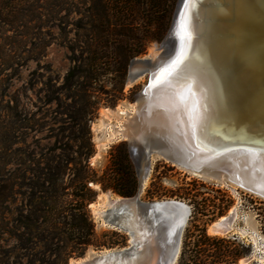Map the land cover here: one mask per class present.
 I'll use <instances>...</instances> for the list:
<instances>
[{"label":"trees","instance_id":"16d2710c","mask_svg":"<svg viewBox=\"0 0 264 264\" xmlns=\"http://www.w3.org/2000/svg\"><path fill=\"white\" fill-rule=\"evenodd\" d=\"M61 1L55 0L46 11L61 9ZM92 1L86 20L74 25L81 38L79 44L67 46L72 52L79 48L81 53H87L82 63L71 67L64 77V90L73 103L72 111L67 113L69 136L62 131L61 137L69 141H60L55 135L52 146H39L36 151L16 147V110L7 100L8 77L12 78L9 71L18 61L38 62L45 56L49 42L41 40V35L53 24L45 22L41 15L24 20V15L32 18L42 7L39 0H0V264H71L72 259L85 257L90 249L128 245V236L123 232H97L89 210L97 197L94 184L121 197H132L138 189L126 143L112 148L102 175L90 166L94 154L88 125L93 114L90 89L96 88L94 80L112 71L113 55L122 49L123 62L116 66L121 82L115 85L110 104L121 99L128 61L143 54L149 41L162 40L165 33L161 23L168 5L164 0ZM139 24L145 30L136 29ZM65 26L57 24L63 35ZM153 27L155 31H150ZM95 91L109 93L102 86ZM20 127L30 128L27 123ZM173 196L193 201L188 189ZM193 203L197 212L191 210L192 214L209 215L210 211L203 206L200 210ZM216 210L210 213L213 218L223 215L227 208ZM193 237L199 238L192 242ZM234 244L229 239L207 236L199 226L188 228L177 264H238L249 248L242 244L237 249Z\"/></svg>","mask_w":264,"mask_h":264},{"label":"water","instance_id":"95a60500","mask_svg":"<svg viewBox=\"0 0 264 264\" xmlns=\"http://www.w3.org/2000/svg\"><path fill=\"white\" fill-rule=\"evenodd\" d=\"M208 1L210 2V0L195 1L196 6L192 8L190 19L192 32L188 33L186 23L183 21V13L188 2L185 0L182 3L180 0L169 33V38L172 35L174 42L171 39L164 43L167 45L173 42V47L165 50L167 51L164 54L165 61L158 64L160 57L155 61L148 60L144 62L147 67L135 73L129 71L128 83H133L145 75L148 76V83L138 95L137 102L149 86L154 84L153 87L156 88V84L159 83L157 76L161 71L165 76L172 73L173 62L188 50L190 39H192V49L196 47L198 52L203 43L213 44L215 40L219 41L221 30L228 33L229 39L232 38L229 29L225 27L226 23L219 20L220 30L217 34H213L212 30H205L203 24L206 21H202L204 15L209 17L211 20L209 23L213 25V17L220 9H212L207 5ZM241 2L244 6L241 24L245 28L244 31L242 30L241 42L239 41L241 52L235 47L238 43L235 39L233 40L236 43L232 40L231 44L226 43V45L230 48L233 46L232 51L236 50L238 55L231 57L225 48L221 52L218 49V53L215 54L217 58L211 60L215 67L212 68L213 74L210 71V76L208 75L210 93L206 94V98L194 96L192 99L195 113L185 111L182 116L175 114L173 118L162 117L157 115L154 109H148L147 104L143 102L138 109L132 127L134 129L128 141L130 156L134 157L136 163L138 189L134 196L123 197L125 200L117 202L108 210L107 215H104L108 224L115 230L126 233L129 245L121 249L99 251L90 258H80L76 260L80 261L78 264H177L185 222L191 213L190 207L185 206V216L181 223L176 225L169 217L170 213L178 212L184 203L166 202L163 214L154 208V203L146 204L141 201L144 183L149 178L154 156H160L191 174L212 180L228 181L264 198V176L260 179L258 177L244 179L232 169L228 159L225 160L230 152L244 151L264 164V105L260 106L262 108L259 109L260 113L256 112L260 102L257 94H261L260 92L264 94V1L241 0ZM229 24L228 21L227 26ZM189 35L192 37L190 38ZM249 64L261 75L260 81L256 82L252 79L247 83L248 87L244 92L238 87L239 91L225 94V82L228 81L229 84L231 75L235 74L233 71L236 68L238 71H246L250 68ZM131 66L132 63L130 69ZM205 72L202 71L204 75ZM215 78L217 82L214 83ZM214 90L217 92L216 95ZM217 94L225 99L226 107L229 109L225 113L215 112L214 107H211L212 104L214 106ZM157 98L156 94L151 95V102ZM207 105L211 109H206ZM158 106L160 110H164L162 114L169 112H167L168 107L163 104ZM157 223L160 224L159 228L155 226Z\"/></svg>","mask_w":264,"mask_h":264},{"label":"rangeland","instance_id":"374dc122","mask_svg":"<svg viewBox=\"0 0 264 264\" xmlns=\"http://www.w3.org/2000/svg\"><path fill=\"white\" fill-rule=\"evenodd\" d=\"M179 1L164 0L165 4L168 5L167 14L161 23V29L165 34L160 41L151 40L146 43L144 53L128 61L129 66L124 77L123 95L115 105L110 104V102L112 93L116 90L118 82H121L116 66H119L123 62L122 49L117 50L116 54L113 55V64L110 66L112 71L101 76L99 81L97 79L92 83L93 87L96 88L90 89L93 96L91 98L93 114H91V121L88 125L94 145V154L90 158V166L98 175H102L108 167L109 155L113 147L122 143H126L128 146V137L126 139L121 134L120 139L119 136L113 135L112 130L117 129L115 127L122 128L127 118H131L135 114L138 95L148 83L147 75L140 77L133 83H128L127 77L129 71L135 73L134 69H136L138 63L156 60L167 53L165 49L169 50L171 46L173 47V36L170 35L169 38V33ZM53 2L55 0H39L38 5L42 7L35 11L34 17L31 18L30 15L29 17L23 16L24 20H31L41 15L45 22L48 20H50L48 23L52 22L51 24L53 25L45 28L41 35V40L49 42L45 56L38 62L18 61L19 64H14L13 69L9 71L12 78L8 77L9 89L7 100H9L10 105L16 110L13 113L14 133L16 134V142H19L16 147H30L36 151H39V146L42 148L52 146L55 142V135L61 138L60 141H69L68 138L63 139L61 137L62 131L66 136H69V129L67 128L70 126V119L67 113L68 110L72 111L70 106L73 103V100L67 97V92L64 90V77L71 67L82 63L87 53H81L79 48L72 52L67 46L72 43L79 44L78 42H80L81 38L76 35L77 32L74 25L82 20H86L88 16L87 11L93 4L92 0H62L63 4H61L63 7L61 9L46 11L47 8L49 9L47 6L54 4ZM60 23L66 24L64 27L66 29L65 35L57 27V24ZM135 27L139 30L144 29L143 24L136 25ZM155 29L153 27L149 30L155 31ZM171 39L173 42L164 45L165 42ZM133 60L134 62H132ZM131 63L133 68L131 67L130 69ZM101 86L109 93L95 91L97 88H101ZM121 112L124 114H121ZM23 123H27L30 128H21L20 126ZM60 144L58 143V146ZM154 158L149 178L141 194V201L146 204L154 203V208L163 214L166 202L179 201L184 203V206L182 205L183 207H181L182 209L179 208L181 212L178 210L179 213L177 211L170 213L171 216L169 217L174 224L181 223L184 216L183 212L185 214L186 210L185 206L190 207V212L191 210L197 212V209L192 207L193 202H196L200 210L203 206L210 213L213 211L217 212L216 207L227 208L223 215L215 216L214 218L210 213L207 216H202L200 213L196 215L190 213L186 220L187 223L185 222L182 242L186 229L191 228L193 230L194 226H199L206 230V235L209 237L229 239L235 243L234 247L237 249H241L242 244L249 248V252L239 258L238 264H264L263 197L228 181L222 182L193 175L164 160L162 157L154 156ZM131 159L136 169L134 157H131ZM93 188L97 191L94 204H98L100 200L109 195L108 192L111 193L110 196L113 199H117L118 195L110 190L103 191L96 184L93 185ZM183 189H188L192 194V203L173 196L174 194H180ZM89 210L97 232L115 230L97 222L90 205ZM233 213L236 214V217L232 231L221 235L210 233L209 227L212 223L216 222L219 218L231 216ZM155 226L159 228L160 224L157 223ZM198 238L193 237L192 242ZM98 252L90 249L85 257L90 258ZM244 259L249 260L242 262ZM76 260L78 259H72L71 264H78Z\"/></svg>","mask_w":264,"mask_h":264},{"label":"bare ground","instance_id":"6f19581e","mask_svg":"<svg viewBox=\"0 0 264 264\" xmlns=\"http://www.w3.org/2000/svg\"><path fill=\"white\" fill-rule=\"evenodd\" d=\"M186 1L188 2V4H187L185 11L183 13V18H184L183 21H184V23H186L185 24V26L187 28L186 32L189 33L190 31L192 32V26L190 23L191 15L193 12L192 8H194V5L196 6L195 1H198V0H186ZM183 2H185V0H182V3ZM207 5H210L212 9H214V8L216 10L218 8H220V9H219V12L217 14H215V16L213 17L214 18L213 25H212V23L210 25L209 17L204 15V20H202V21H206L203 24V26L205 27V30L206 31L212 30L213 34H217L218 31L220 30V27H219L220 25L218 23V20H219L223 23L224 22L226 23L225 27L227 28V30L229 29V34H231L232 38L229 39L228 33L223 32L221 30L222 33L220 32L221 37H220L219 41L215 40V42L213 44H204L203 43L202 45H200V49L198 52L196 51V47L192 49V39H190L191 41H189L190 44H189L188 50H186V52H184V54L179 56V63L173 65L174 70L172 71V73L170 72V74H169L170 77H169V75H167V76H165V74L163 75V71L160 72L159 76H157L158 77L157 80L159 81V83H158V85L156 84V88L153 87L154 86V84H153L145 90V94H143L140 97V100L137 102V110H136L135 114L133 116H131V118H129V117L127 118V121H126V123H124V126L122 125V128L120 127L121 129L118 127H115L117 129L112 130L113 135L118 136V135L122 134L126 139H127V137H128V139H130V134L132 133V131L134 129V128H132L133 123H134V120L138 114V109H140V107H141L142 102L147 104L148 109H151V108L154 109L155 113H157V115L162 116V117H170V116L175 117V114L177 116H182V114H184L185 111H189V112H192L194 114L195 111H194V105L192 102L193 97L198 96L200 98H206V94L210 93V91L208 90V87H209L208 81L210 80L209 72L211 71V74H213L212 68L214 67L213 63H211V60L213 58L214 59L217 58L215 54L218 53V49L221 52L224 50L223 48H225L231 57L238 55L236 50L232 51L233 46H232V48H230V47H227V45H226V43L231 44V41L233 39H235L238 42V43H236L233 40V42L236 43L235 47L241 52V48H239V41L241 42L240 37H241V34H243V31L245 30V28H243L242 24H241V21L243 19V18H241V15H243V11H244V6H243V3L241 2V0H210V2L209 1L207 2ZM213 12L214 11H212V14H213ZM228 21L230 23L229 26H227ZM249 30L251 31V29H249ZM189 37L191 38L192 36L189 35ZM217 38H218V36H216V39ZM224 46H226V47H224ZM165 59H166V57L164 55V56L160 57V60L158 59L159 61L157 63L159 64L160 62L165 61ZM153 61H155V60H153ZM132 62H134V60ZM248 66H250V64ZM131 67L133 68V66H131ZM145 67H147V66L144 64V62L138 63L136 65V69H134V71L135 72L139 71V70H141V68L143 69ZM236 69H235V71H233V72H235V74L231 75V80L229 81V84H228V81L225 82L226 86L224 88L226 90L225 94H227V95H229L228 92L229 93L237 92L240 89L244 92L246 87H248L247 83H250V81L252 79H254L256 82H259L261 79L259 77L261 75H259V73L256 71V69H254V67H252V66H250V68L247 69L246 71H238ZM202 71L203 72L206 71L205 72L206 75H204L202 73ZM197 74H200V75H197ZM161 80H163V81H161ZM167 80H169V81H167ZM170 81H172V82L170 83ZM213 82L214 83L217 82L216 78L213 80ZM238 87H239V90H238ZM227 89H228V91H227ZM215 91L216 90H214V93L216 95L217 92H215ZM260 93L261 94H257L259 96L260 102H259L258 107L256 108V112H259V113H260L259 109H262L260 106L264 105V94L262 92H260ZM153 94H156V97H158V98L155 101L151 102V95H153ZM157 94H158V96H157ZM216 97L217 98L214 101V106H212L213 105L212 104L211 107H214V109L216 110L215 112H218V113L227 112L228 107H226L225 99L223 97H220L218 94ZM158 104H160V105L163 104V106L168 107L169 110H167V112L168 111L169 112L167 114H162L164 110H160V107L158 106ZM157 106L159 108H157ZM207 107H209L208 105L206 106V109H211V107H209V108H207ZM206 109H205V111H206ZM198 111H199V109H198ZM122 113L123 112H121V114ZM192 113H191V115H192ZM247 118L249 120V117H247ZM245 120L247 121V119H245ZM250 154H252V153H250ZM227 159L230 162V165H232V169L234 171L238 172L241 175V177H243L244 179H253V178H257V177L260 179L264 176V164H263V162H261L259 160L257 161V158L255 156L254 157L250 156L249 153H246L244 151L230 152L227 155V158L225 160H227ZM193 175L199 176L197 174H193ZM202 177H204V176H202ZM146 181H147V179H146ZM146 181L144 183V187H145ZM221 181L226 182L224 180H221ZM108 194L109 195H107L105 198L100 200L98 204L92 203V204H90V206L92 208V213H93L95 220L97 222H99L105 226H109L111 228H114L110 224H108L107 220L104 218V215H107L108 210L110 208H112L117 202L123 201V200H125V198L123 199V197L117 196V199H113L110 196L111 193L108 192ZM181 207H183V206H181ZM179 212H181V210H179ZM183 215L185 216L184 212H183ZM235 217H236V214L233 213L231 216L219 218L216 222L212 223V225L209 227V230L211 231L210 233L221 235V234H225L229 231H232V227H233ZM245 260L246 259L242 260V262H244ZM79 262L80 261H78V263Z\"/></svg>","mask_w":264,"mask_h":264},{"label":"snow or ice","instance_id":"6c2138e0","mask_svg":"<svg viewBox=\"0 0 264 264\" xmlns=\"http://www.w3.org/2000/svg\"><path fill=\"white\" fill-rule=\"evenodd\" d=\"M174 64H178L179 63V58L177 59V61L173 62ZM167 71V70H166Z\"/></svg>","mask_w":264,"mask_h":264},{"label":"built area","instance_id":"2783aa9c","mask_svg":"<svg viewBox=\"0 0 264 264\" xmlns=\"http://www.w3.org/2000/svg\"><path fill=\"white\" fill-rule=\"evenodd\" d=\"M119 136V138L121 139V135H118Z\"/></svg>","mask_w":264,"mask_h":264}]
</instances>
